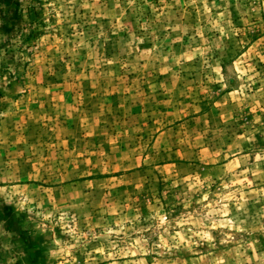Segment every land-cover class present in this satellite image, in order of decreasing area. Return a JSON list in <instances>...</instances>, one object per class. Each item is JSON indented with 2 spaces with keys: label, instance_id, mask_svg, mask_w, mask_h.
I'll return each instance as SVG.
<instances>
[{
  "label": "rangeland",
  "instance_id": "374dc122",
  "mask_svg": "<svg viewBox=\"0 0 264 264\" xmlns=\"http://www.w3.org/2000/svg\"><path fill=\"white\" fill-rule=\"evenodd\" d=\"M0 264H264V0H0Z\"/></svg>",
  "mask_w": 264,
  "mask_h": 264
}]
</instances>
